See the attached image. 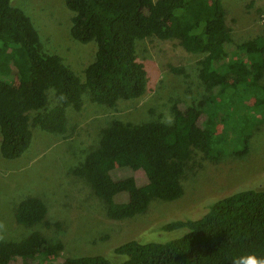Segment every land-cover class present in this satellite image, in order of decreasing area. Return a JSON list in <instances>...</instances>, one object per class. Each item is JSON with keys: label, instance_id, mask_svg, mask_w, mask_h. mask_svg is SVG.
Masks as SVG:
<instances>
[{"label": "trees", "instance_id": "1", "mask_svg": "<svg viewBox=\"0 0 264 264\" xmlns=\"http://www.w3.org/2000/svg\"><path fill=\"white\" fill-rule=\"evenodd\" d=\"M70 37L94 42L93 61L83 79L58 55L43 48L30 18L11 0H0V156L19 158L29 147L32 128L68 132V112L89 101L114 108L146 91L147 71L137 56L139 41L175 42L201 56L199 101L171 108V120L141 123L111 120L68 174L90 189L103 216L134 218L155 201H174L205 164L225 154L241 157L254 126L264 121V36L235 40L221 0H64ZM174 72L177 70L173 69ZM51 92V98L48 93ZM85 98V99H84ZM84 100V102H83ZM237 143L238 149H230ZM228 150V151H227ZM115 166L141 170L146 183L118 178ZM18 225L49 227L47 207L27 196L11 209ZM59 228L58 223H54ZM165 232L181 231L162 242L129 240L113 249L118 262L102 255L64 257L63 243L32 231L17 242L0 241V264H238L242 257L264 259V188H238L166 221Z\"/></svg>", "mask_w": 264, "mask_h": 264}, {"label": "rangeland", "instance_id": "2", "mask_svg": "<svg viewBox=\"0 0 264 264\" xmlns=\"http://www.w3.org/2000/svg\"><path fill=\"white\" fill-rule=\"evenodd\" d=\"M221 1L226 24L235 40L264 36V0ZM11 4L30 18L44 50L58 55L82 80L96 47L94 42L80 44L70 37L72 13L64 0H11ZM137 56L147 71L146 91L141 97L119 101L112 109L83 100L79 111L68 112L66 134L32 128L31 143L19 158L5 160L0 156V241L17 242L38 231L53 241H61L64 247L58 256L44 258L43 262L56 263L64 257L83 255H102L118 262L123 258L114 255L113 249L119 244L129 240L165 241L181 233L161 230L166 221L185 216L235 189L264 188L263 121L251 130L246 154L237 157L225 153L216 163L205 164L184 184L183 194L177 200L155 201L145 213L129 220L111 221L103 216L86 183L68 174V169L97 145L99 130L113 119L132 123L157 118L169 121L175 104L191 105L202 95L197 78V61L201 56L188 55L175 42L157 39L139 41ZM48 95L51 98L52 93ZM238 148L234 143L228 150ZM112 174L118 178L133 177L138 186L146 183L141 170L126 172L115 166ZM27 196L38 197L45 203L49 227L38 224L29 228L15 223L12 206Z\"/></svg>", "mask_w": 264, "mask_h": 264}, {"label": "clouds", "instance_id": "3", "mask_svg": "<svg viewBox=\"0 0 264 264\" xmlns=\"http://www.w3.org/2000/svg\"><path fill=\"white\" fill-rule=\"evenodd\" d=\"M238 264H264V259H258L255 256L242 257Z\"/></svg>", "mask_w": 264, "mask_h": 264}]
</instances>
